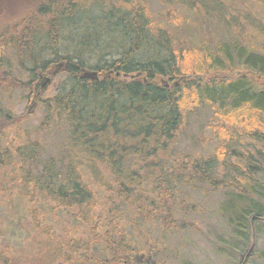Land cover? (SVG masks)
<instances>
[{"label":"trees","instance_id":"obj_1","mask_svg":"<svg viewBox=\"0 0 264 264\" xmlns=\"http://www.w3.org/2000/svg\"><path fill=\"white\" fill-rule=\"evenodd\" d=\"M162 1L173 2L193 16L203 10L208 22L233 24L239 43L237 36L216 43L202 41L197 49L186 51L196 59L189 73L188 65L179 59L185 58L180 53L184 50L172 48L164 28L150 26L145 7L108 6L95 17L89 11L91 3L86 6L75 0L46 1L17 19L23 20L20 31L9 29L0 35L2 49H9L20 70L29 75L27 84L36 81L38 74H53L48 71L50 64L64 67L60 89L42 102L45 116L40 126L65 132L63 149L68 157L65 169L48 159L31 173L25 164V147L0 141V190L6 194L3 183L13 185L17 180L19 196L27 191L30 203L36 194L49 203L43 207L46 214H28L40 251L16 257L0 248V264H133L129 260L136 249L121 226L120 214L138 215L137 232L143 228L147 237L157 227L159 234H166L181 222L174 214L194 210L187 205L189 195L205 194L207 186L219 190L233 185L235 191L244 188L256 196L232 218L239 250L248 241L249 228L255 241L258 223L264 221L258 202L264 200V88L256 83L264 80V48L250 45L245 35H264V20H255L249 10L250 5L259 7L264 16V0ZM79 11L90 15L73 24ZM171 22L180 25L179 18ZM69 31L79 48L59 53L56 45ZM100 45L105 53L97 50ZM4 68L10 66L3 59L0 94L13 88V78ZM82 69L97 71L98 80L82 77ZM190 74L203 79L193 81ZM162 78L183 84L170 86ZM32 98L37 101L38 93ZM203 108L211 113L208 127L215 126L218 132L211 157L176 154L186 120ZM21 122L10 124L14 134ZM245 136L253 151L237 152L232 145ZM227 155L237 158L238 164L222 165ZM217 163L231 165L238 177L227 173L219 179ZM238 194L231 203L241 200ZM57 211L69 216L74 229L52 233L47 220ZM141 242V250L150 254L151 249ZM254 245L239 264L248 262Z\"/></svg>","mask_w":264,"mask_h":264},{"label":"rangeland","instance_id":"obj_2","mask_svg":"<svg viewBox=\"0 0 264 264\" xmlns=\"http://www.w3.org/2000/svg\"><path fill=\"white\" fill-rule=\"evenodd\" d=\"M46 1L49 0H0V35L4 33L8 34L9 29L20 31V24L23 23V20L17 19L28 11L37 10V6L45 5ZM59 1L65 2L67 0ZM75 1L82 2L86 6L88 3H91L89 11L95 17L101 16L104 7L108 6L119 7L123 5L125 9L129 7L135 9L145 7V13L148 16L150 26L152 28L153 26L155 28H164L163 31L166 34V38H171L170 43L172 48L179 47V49L184 50L180 53H183L185 58L180 57L179 59H183L184 64L188 65L186 71L189 73L196 59L186 51L197 49L198 44L202 43V41L216 43L220 40L231 39L237 36L235 42L239 43L238 38L240 36H238L239 33H235L232 29L233 24H224L219 21H217L218 23L216 21L208 22L203 10L196 12L194 16L189 12L185 14L173 2L172 4H167L163 3L162 0ZM259 9V7H254L253 5L249 6V10L253 12L252 16L255 20L261 21L264 20V16ZM83 12L80 13L79 11L74 14L72 19L73 24L80 22L79 19L87 20V16L90 14H82ZM173 18H179L180 25H174L171 22ZM63 34L66 36L62 37V39L60 38L58 41L59 44L56 45L57 51L62 53V51L72 52L73 49L77 50L79 47L74 46L72 42L74 40L71 41L74 34L70 33V31ZM245 36L250 45H254L257 49H260V47L264 48V35L260 37L256 35ZM160 37L163 38L162 35ZM192 44L193 46H191ZM261 44L262 46H260ZM2 47L0 44V60H6L8 66H10V70L8 68H4V70L11 75L10 79L13 78V88L8 93L0 94V115L1 117L9 115L8 118H10L2 117L0 120L1 143L3 145L7 144L9 147L10 145L24 146L28 152L24 157L25 164H29L28 170L31 169V173L39 171L48 159L55 161L56 168L65 169L68 164V157L63 149L65 132L61 129H50V127L40 126L45 116L42 102L55 95L60 89L64 67L61 66L58 69L56 64H50L48 71L60 72L51 77L49 83L45 86L37 87V81H32L33 83L29 85L27 84L30 78L29 75L20 70L18 64L12 55H10V50L7 48L2 49ZM97 50L105 53V48L102 45ZM49 56H46L45 59L49 60ZM83 71L82 69L79 72L81 76H83ZM86 71L97 72L91 69H86ZM189 77L193 81H195L194 79H203V76L196 74H190ZM161 80V82H166L170 86L173 83L175 86L183 84V81L179 79L169 81L167 78H162ZM256 83L264 88L263 79H257ZM10 86L11 84L8 88ZM36 91L39 99L34 103L32 97ZM210 119H212L211 113L207 108L195 110L189 116L181 130L179 141L175 147L176 154H197L203 159L211 157L216 143L215 132H218L215 130V126L208 127V124L212 123ZM17 120H21L22 122L18 125V131L14 134L13 129L10 128V124ZM250 144L249 138L245 136L239 144L236 143L232 147L237 152L245 149L253 151ZM28 156L30 160H28ZM225 160L222 165L226 164L225 162L237 165L239 162L237 158H232L230 155H227ZM222 165L219 163L215 165V170L217 169L218 171L216 176L219 179H222L224 174L227 173L230 176H234V178L238 177V172L234 170V167ZM13 175L20 178L17 172H13ZM227 178L231 180L230 177ZM12 184L3 183L6 188V194L0 190V221L5 220L8 225L7 229L4 230V222L0 223V232L3 231L5 233L3 236L0 235V248L7 249L12 256L28 257L39 249L38 237L31 230L28 214H46L43 211V207L46 208L49 203L40 200L37 194L33 198V202L30 203L31 197L27 191L24 192L26 196H23V194L19 196L17 189L19 188L18 181L16 180ZM230 186L232 188H221L219 190H212L211 187L207 186L205 187V194L194 193L189 195L190 198L187 199V205H192L194 210L191 209L187 214H174L181 222L179 224L178 221V227L176 226L175 230L166 234H159L160 228L157 227L156 231H153V234L147 237L146 234H143V228L139 227L140 232H137L136 224L140 223L138 215L120 214L122 218L120 219L121 226L129 236L132 248L134 246L136 249L129 261L133 264H239V260L243 258L247 249H251L254 242L255 245L252 248L254 249L253 255L246 264H264V221H259L258 223L260 230L256 234L255 241L251 228L248 229L246 233L248 241L241 251L239 250L240 239L233 230L234 226L232 223L234 215L240 214L241 210L248 205V200L256 198V196L253 193H248L247 190H243L244 188L239 192L238 190H234L235 187L233 185ZM262 186V190L264 191V184ZM237 193L240 194L239 198L241 200L233 199L234 202L231 203L232 198L237 196ZM99 201L100 203L103 202L102 197H100ZM258 202L263 206L264 210V200H258ZM261 215L264 217V213ZM68 219V215H62L57 211L54 214H50L47 223L50 224L52 233H57L64 228L67 230L74 229L69 224ZM41 220L42 218L40 217ZM247 223H249V220ZM141 240L145 241L149 249H151L150 254L147 250H141Z\"/></svg>","mask_w":264,"mask_h":264},{"label":"flooded vegetation","instance_id":"obj_3","mask_svg":"<svg viewBox=\"0 0 264 264\" xmlns=\"http://www.w3.org/2000/svg\"><path fill=\"white\" fill-rule=\"evenodd\" d=\"M58 69H59V66L57 67ZM58 72L57 71H54L53 72V74H46V75H42V74H38V76H37V82H36V84H37V86L38 87H42V85L44 84V85H46V84H48L47 82H46V79H48V77H50L49 78V80L51 79V76H55L56 74H57ZM37 92V91H36ZM34 103H36L35 101H34ZM33 103V104H34Z\"/></svg>","mask_w":264,"mask_h":264},{"label":"water","instance_id":"obj_4","mask_svg":"<svg viewBox=\"0 0 264 264\" xmlns=\"http://www.w3.org/2000/svg\"><path fill=\"white\" fill-rule=\"evenodd\" d=\"M61 66H62V64H59V68ZM117 76H118V74H117ZM82 77H84L85 79L90 80V81H97L98 80V74H97V72H90V71L84 70ZM46 82L49 83V78L46 79ZM42 86H45V85L43 84Z\"/></svg>","mask_w":264,"mask_h":264},{"label":"bare ground","instance_id":"obj_5","mask_svg":"<svg viewBox=\"0 0 264 264\" xmlns=\"http://www.w3.org/2000/svg\"><path fill=\"white\" fill-rule=\"evenodd\" d=\"M159 145V144H158Z\"/></svg>","mask_w":264,"mask_h":264}]
</instances>
